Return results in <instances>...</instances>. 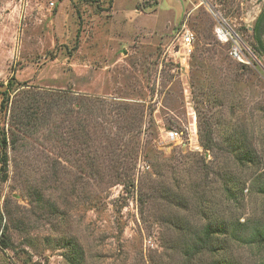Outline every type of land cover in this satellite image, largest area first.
<instances>
[{"label":"rangeland","instance_id":"rangeland-1","mask_svg":"<svg viewBox=\"0 0 264 264\" xmlns=\"http://www.w3.org/2000/svg\"><path fill=\"white\" fill-rule=\"evenodd\" d=\"M263 4L0 0V92L14 77L18 84L72 95L71 104L57 105L46 126L18 132L15 149L7 151V180L0 182V239L10 248L0 249V264H66L67 250L58 244L69 237L82 245L83 264L207 262L206 256L186 259L188 244L169 222L177 219L198 228L204 168L225 161L222 142L232 132L264 151V56L251 49V28ZM219 25L238 37L246 63L233 59L230 45L219 41ZM185 31L194 36L189 55L180 40ZM239 64L246 69L240 71ZM100 102L143 112L139 148L126 158L135 165L127 193L106 176L101 177L105 185L93 189L73 161L77 155L71 157L73 167H67L71 172L56 181L47 172L48 160L61 157L55 147L61 128L67 126L77 138V148L87 134L82 131L79 137L74 122H81V110ZM89 121L88 134L101 142L97 117ZM3 127L8 129V117L2 115ZM169 131L178 132L179 139L170 140ZM199 132L209 134L216 149H202ZM114 161L112 154L110 164ZM262 181L243 197L240 222L247 220L249 227L264 224ZM218 188L216 183L207 187ZM233 251L240 264H264V246L237 245Z\"/></svg>","mask_w":264,"mask_h":264},{"label":"trees","instance_id":"trees-1","mask_svg":"<svg viewBox=\"0 0 264 264\" xmlns=\"http://www.w3.org/2000/svg\"><path fill=\"white\" fill-rule=\"evenodd\" d=\"M263 36L264 4L251 28L253 40L251 49L253 54L259 57L264 56ZM238 69L244 71L246 66L239 64ZM0 96V115L8 117V129L5 130L4 127L0 129V182H5L9 162L7 151L9 148L15 149L19 139L18 132H35L46 126L49 117L57 110V105L71 104L72 95L70 90L66 92L43 90L26 83L18 84L15 78L11 77L6 83L5 90L0 92ZM106 105L100 102L96 105L97 107L91 105L80 111L83 115L82 120L81 122L76 120L74 124L79 127V133L86 131L87 136L81 137V133L79 134L82 139L77 148H74L77 138L67 130V126L61 128L58 144L55 146L61 157L59 160H48L47 172L51 180L56 181L57 176L62 173H70L67 167H73L69 165L72 164L71 157L77 155L73 161L76 167L85 173L90 183L88 185H91L93 189L95 186L105 185L102 182V176L110 177V182H114L115 185H122L125 192L133 186L132 176L135 165L133 160H128L130 159L128 156L136 153L139 148L138 136L141 133L139 124L143 112L137 109L131 111L128 106L115 102L107 105V109L112 112L109 118L110 113L106 112ZM96 109L100 110L99 114L95 112ZM91 117H97L96 124L104 133L101 142L94 140L88 134V129L91 128L88 127H93L89 121ZM99 117L103 118V121L98 120ZM125 137L128 140H125ZM198 140L205 151L216 149L215 142L209 134L199 132ZM222 145L225 147L222 154L226 158L224 164L221 162L219 166L204 168L205 187L200 192L196 206L198 228L178 223L177 219L175 222H169L184 244H188L189 249L185 251V256L189 262L196 256H206L207 262H201V264H240L233 256V250L237 245L264 246V224H254L249 227L247 220L240 222L244 195L252 192L250 188H253L256 182L259 184L263 182L264 151L258 146H248L244 135L234 132L224 139ZM112 154L115 155L114 165L110 164ZM103 155H108L110 158L102 159ZM228 161L233 165V169L228 166ZM109 167H112V171H107ZM252 182L253 185L250 186ZM211 183L218 184L219 188L215 192L220 196V201H216L217 194L213 190L207 189ZM262 186L260 191L264 195V183ZM36 198L39 200L41 195ZM143 202L144 200L140 199V203L143 204ZM181 205L173 206L184 210ZM10 221L12 222L13 219L10 218ZM1 222L2 219H0V225ZM3 235L5 236L6 232ZM60 241L61 245L58 244V247L67 250L64 255L66 264L84 263L85 251L76 238L69 237ZM9 248L10 244L4 238L0 239V249Z\"/></svg>","mask_w":264,"mask_h":264},{"label":"built area","instance_id":"built-area-1","mask_svg":"<svg viewBox=\"0 0 264 264\" xmlns=\"http://www.w3.org/2000/svg\"><path fill=\"white\" fill-rule=\"evenodd\" d=\"M215 34L219 41L230 45L229 54L233 59L237 60L238 62L246 63L243 61L244 53L243 49H241L240 46L241 43L235 34L228 33V31L220 25L215 29ZM180 40L182 42L185 54L189 55L191 50V44L194 41L193 33L190 31H185L181 35ZM167 135L170 140H178L180 137L179 133L176 131H169Z\"/></svg>","mask_w":264,"mask_h":264}]
</instances>
